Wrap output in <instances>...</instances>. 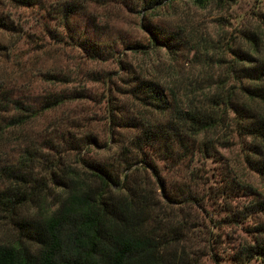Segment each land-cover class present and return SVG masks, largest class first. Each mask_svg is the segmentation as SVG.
I'll use <instances>...</instances> for the list:
<instances>
[{"label":"trees","instance_id":"obj_1","mask_svg":"<svg viewBox=\"0 0 264 264\" xmlns=\"http://www.w3.org/2000/svg\"><path fill=\"white\" fill-rule=\"evenodd\" d=\"M8 1L20 7L40 4ZM181 1L200 8L229 2L56 0L44 9L66 33L61 36L54 27L48 35L78 48L88 60H113L123 68L122 50H162L204 71L190 78L174 72L163 80L133 77L125 94L141 111L128 118L110 107L105 137L89 124L64 120L53 121L34 138L21 133L38 115L84 98L83 91H52L38 108L8 103L15 114L0 118V144L13 138L19 145L15 161L2 165L0 157V264H201L211 252L207 243L197 247L190 214L183 210L198 209L201 200L188 183L168 192L159 163L173 169L187 162L189 172L196 154L214 158L215 146L227 148L235 134L249 139L244 163L264 182V111L255 107H264V12L256 4L235 33L220 29L210 42L187 27L171 30L151 21ZM112 3L140 17L145 43L111 35L108 23L78 29L77 18L87 14L89 4ZM0 29L18 32L3 16ZM213 67L222 69L218 77L210 74ZM42 76L55 89L70 82L63 74ZM249 207L264 214V198L259 195ZM256 230L261 238L239 249L241 262L264 264V223Z\"/></svg>","mask_w":264,"mask_h":264},{"label":"rangeland","instance_id":"obj_2","mask_svg":"<svg viewBox=\"0 0 264 264\" xmlns=\"http://www.w3.org/2000/svg\"><path fill=\"white\" fill-rule=\"evenodd\" d=\"M55 1L38 0V5L20 7L8 0H0V17L12 21L18 31L0 29V118L15 114L8 104L10 102L38 108V101L52 91H83L84 95L56 112L38 115L22 128L21 133L31 138L42 135L48 125L60 120L77 125L89 124L94 132L105 137L103 126L110 107L114 113H125L123 116L128 118L141 111L125 94V87L133 77L145 75L163 80L168 77V72H174L190 78L195 71H204L203 67H193L192 64L187 67L185 57L180 54L172 56L162 50L151 54L122 50L120 61L123 68L113 60H88L78 48L64 42L57 43L48 35V29L54 27L61 36L66 34L44 13V9ZM256 4L264 12L263 0H229L227 4L215 3L206 8L181 1L159 11L151 21L171 30L175 26L187 27L215 42L220 29L222 33H235ZM241 19L243 21L239 24ZM91 22L108 23L111 35H120L130 43L138 40L145 43L147 40V34L139 28L140 17L114 3L104 6L89 4L87 14L77 18L76 26L88 30ZM221 71V68L213 67L210 74L218 77ZM45 73L67 75L70 82L55 89L44 81L42 75ZM255 107L264 111L263 106ZM221 136L219 132L214 137L220 139ZM230 143L227 148L215 146L214 158L196 154L188 167L190 174L186 169L187 162L184 167L173 169L159 163V169L168 192L188 183L192 186L189 185V191L201 200L198 209H183L190 214L195 244L202 248L207 243L211 252V257H203L201 264H260L259 260L241 262L237 257L241 247L253 245L261 238L256 228L264 223V214L251 212L249 206L259 195L264 198V182L244 163L243 146L249 143V139H239L233 134ZM18 145L13 138L1 141L2 165L18 158Z\"/></svg>","mask_w":264,"mask_h":264}]
</instances>
